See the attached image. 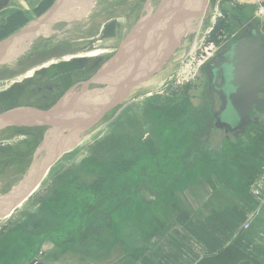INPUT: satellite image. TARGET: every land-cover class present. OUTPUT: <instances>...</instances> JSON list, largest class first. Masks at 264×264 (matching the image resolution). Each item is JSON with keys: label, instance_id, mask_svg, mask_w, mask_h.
Segmentation results:
<instances>
[{"label": "rangeland", "instance_id": "1", "mask_svg": "<svg viewBox=\"0 0 264 264\" xmlns=\"http://www.w3.org/2000/svg\"><path fill=\"white\" fill-rule=\"evenodd\" d=\"M87 1L90 0H0V25L8 15L15 14L11 28L2 38L18 30V34L27 32L33 25L36 27L64 2H67L64 13L88 21V12L82 10L83 2ZM91 1L96 8L91 13V19L96 14L91 25L65 30L58 37L47 34L48 22L46 34L24 48L16 42L20 36L14 37L11 62L0 65V114L15 107L47 110L62 98L69 100L74 95L83 99L91 96L96 100L98 96L101 100L123 78L121 83H126L128 75L112 79L105 76L103 83L96 86L90 83L91 89L83 90L89 88L83 85L97 78L108 62L115 61L116 55H112L119 46L137 39L135 32L140 28L135 24L143 15L144 0ZM205 6L212 7L206 19H203L205 11L198 15L201 21L193 24L172 62L165 61L161 65V74L147 76L144 86L132 88L115 106L117 108L100 116L80 140L77 134H68L67 128L47 130L39 141L30 135L13 140L0 136V264H139L140 252L136 245H132V239L128 242L127 237L122 238L120 231L117 234L120 226L112 218L119 215L120 219L121 210H138L151 215L159 209L158 201H153V195H145V192L135 196L123 193L120 185L140 183L144 191L143 181L159 179L162 186L179 174L181 165L174 164L173 160L186 144L181 125L188 110L199 102L203 65L214 55L228 29L237 26L231 15L245 13L247 16L242 14L241 17L260 20L264 32V0H206ZM191 33H194L193 42ZM72 55L84 58L72 62L69 61ZM124 55L130 54L125 52ZM49 61L57 63L39 71ZM33 70L35 74L30 78L28 73ZM83 99L79 98L78 102ZM252 132L260 135L261 131ZM161 186L154 185V190L158 191ZM113 191L120 194L110 203V208L108 206L113 234L109 231L107 241L104 238L107 232L99 236L92 232L88 244L93 246L79 245L80 232L76 230L82 215L86 228L95 227L99 233L106 231L102 230L104 223L95 224L100 210L95 209L89 215L88 207L94 206L95 199ZM145 197L149 198L147 202H144ZM90 219L95 220L94 223L90 224ZM178 221L180 219L173 220L180 225ZM127 225L131 227L128 229L130 237L140 240L136 225ZM70 232L73 234L68 238ZM81 233L85 239L80 236V240L86 241L87 233L85 230ZM71 239L76 243H70ZM242 241L240 248L227 252L217 261L213 259L212 263L264 264L261 246L264 241L259 240L257 244ZM206 253L211 258L221 252L210 250L204 255ZM194 256L200 257L195 252ZM196 259L193 264H208Z\"/></svg>", "mask_w": 264, "mask_h": 264}, {"label": "crops", "instance_id": "2", "mask_svg": "<svg viewBox=\"0 0 264 264\" xmlns=\"http://www.w3.org/2000/svg\"><path fill=\"white\" fill-rule=\"evenodd\" d=\"M143 2V15L135 24V27L140 28V31L135 32L137 39L119 46L115 61L108 62L107 68L89 82V88L83 90H90L92 83L95 86L99 82L103 83L105 76L112 79L130 74H161V65L165 61L172 62L174 54L179 51L178 46L188 37L193 24L201 21L202 18L198 15L205 11L203 19H206L209 11L204 3L206 0ZM66 3L58 4L56 9L48 13L36 27H29L27 32L18 34V30L2 38L11 28L15 17V14L8 15L0 25V65L11 62L10 54L15 50L14 37L17 34L20 38L16 42L24 48L38 42L46 34L45 24L48 22L47 34L58 37L65 30L91 25L96 17L94 14L91 19L92 11L96 10L93 8L94 1L83 2L85 4L82 10L88 12V21L84 17H70V13H64ZM193 34L190 36L192 42ZM125 52L130 55L126 57ZM125 58L129 59V64ZM130 60H133L132 63ZM44 66L37 68L39 71L47 69ZM147 78L139 79L132 88L144 86ZM121 82L111 92L116 87H120L121 91L126 89L125 83ZM257 130L261 131L260 135L258 132L249 134L250 148L246 152L225 149L216 154L199 155L201 161L198 164L186 168L180 166L179 174L170 177L165 185L161 186L159 181L161 187L157 192L151 193L154 197L152 200L157 199L159 209L151 215L138 210H121L120 219L117 218L119 215L113 217L120 226L117 234L120 231L122 238L127 237L128 242L132 239V245H136L140 252L139 264H193L196 258L199 262L214 264L213 259L217 261L227 252L240 248L242 239L247 244L264 241V128ZM174 215L177 217L174 218ZM171 218L180 219V225ZM127 224L136 225V234L140 240L130 237L128 229L131 227H127ZM222 244L224 246L218 247ZM150 245H153V249H150ZM261 246L264 249V244ZM210 250H220L221 253L209 258L204 252ZM194 252L200 257H195Z\"/></svg>", "mask_w": 264, "mask_h": 264}, {"label": "flooded vegetation", "instance_id": "3", "mask_svg": "<svg viewBox=\"0 0 264 264\" xmlns=\"http://www.w3.org/2000/svg\"><path fill=\"white\" fill-rule=\"evenodd\" d=\"M242 14L245 13H238L237 15L233 16L231 15V18L235 20L237 26L232 29H228L226 35L223 37V40H221V42L219 43L214 55L202 67L204 80L202 83L200 99L197 100L199 102L196 105L192 106L193 108L191 107L188 110L187 116L184 119L183 124L181 125L183 128V136L186 138V144L182 147L180 154L177 155L174 160L172 159L174 164L181 165L182 168L198 164L201 161V159L198 157L199 155L216 154L219 152H223L225 149L246 152L250 148L249 134L252 133L255 128H264V87L257 93V99L260 103L252 105L251 110H249V112L247 113L248 120L246 119L247 122L242 127L233 130L223 127L220 128L218 126L219 120L223 118V114L221 111L223 107V100L220 95V92H222L223 89H221V86L223 83V79L225 78V76H227L223 67L226 66L224 64L226 63V61L227 66L231 64V60L229 59L228 55L232 51L233 47H235L237 44L247 40H254L257 36L259 37L261 48L264 51V32L262 30L263 23L260 20H256L251 16L245 17L247 16V14L241 17ZM115 54H113L112 56H114ZM73 61L74 60H72V62ZM149 84L148 86L150 87ZM146 87L147 85L145 86V88ZM75 97L77 99L80 96L77 97L75 95ZM96 98L98 100V96ZM92 99L95 98H92L90 96L81 100L80 103L82 101V103H84L86 100L92 101ZM15 108H12L10 110H13ZM116 108H113L112 111H114ZM46 132L47 128H45L44 126L23 127L14 125L13 127H9L0 131V136L3 135L6 136V138L8 137L9 139L13 140L16 139L18 136L30 135L34 137L36 141H39L41 139V136L44 137L45 134H47ZM158 182L159 179L157 180V182L143 181L141 185H143L144 191L141 189L140 183L132 182H127L128 184L122 183L120 185V189L122 190L121 192L134 196L139 195L140 192H142L143 194L145 192L146 195L157 192L156 190H154V185L157 186ZM136 186L138 187V189H136ZM119 195V193L113 191L111 195L109 194L108 196L105 195L101 196L99 199H95L94 206L88 207L89 215H92L95 209L100 210L101 212L100 218L94 217L98 220L95 224L101 225L104 223L105 228H103L102 230L106 231H103L102 233L98 232V236L100 234H103L104 232H107L106 235L109 234V231L113 233V226H109L110 221L108 218V213L110 203L114 200V198H118ZM144 200L147 201L149 200V198L145 197ZM120 201L121 199L119 200V202ZM121 203L122 201L120 202V207ZM118 204L119 203H117L116 206ZM83 220L84 219L82 215V217H80V223L78 229L76 230V233H81V231L83 230H85V234L88 231L89 232L86 234V241L80 240V236L82 237L83 234L79 233L78 243H81L83 245L85 244L87 246H93L92 243L88 244V236H90L92 232L95 231V227L93 228L88 226L86 228ZM94 221L95 220L92 221L90 219L89 223L92 224L94 223ZM70 234L73 233L70 232L68 238ZM104 238L108 240L106 236ZM73 241L75 242L76 240L71 239L70 243H72Z\"/></svg>", "mask_w": 264, "mask_h": 264}, {"label": "water", "instance_id": "4", "mask_svg": "<svg viewBox=\"0 0 264 264\" xmlns=\"http://www.w3.org/2000/svg\"><path fill=\"white\" fill-rule=\"evenodd\" d=\"M210 8L212 7H209V11ZM228 56L231 64L227 66L226 61L224 63L226 66L223 67L227 76L223 79L221 86L223 89L220 92L223 100L221 110L223 118L219 120L218 126L234 130L247 122V113L252 105L260 103L257 93L264 87V51L261 48L259 37L237 44ZM147 76L148 74L141 76L130 74L125 81L126 89L121 91L120 87H116L113 92H109L106 98L101 100L93 99L80 103L78 102L80 97L76 99L74 95L73 98L69 97V100L66 97L67 101L62 98L49 110L31 107L15 108L0 114V131L14 125L44 126L47 130L57 131L67 128L68 134L71 136L77 134L80 140L84 132L98 122L97 119L100 116L102 117L115 108L125 99L138 80ZM88 85L89 83H85L83 86L86 88ZM86 109L87 113L84 112Z\"/></svg>", "mask_w": 264, "mask_h": 264}, {"label": "bare ground", "instance_id": "5", "mask_svg": "<svg viewBox=\"0 0 264 264\" xmlns=\"http://www.w3.org/2000/svg\"><path fill=\"white\" fill-rule=\"evenodd\" d=\"M78 5V4H77ZM79 8V7H78ZM84 57L83 56H80V55H72V56H70V60L69 61H71V60H78V59H83ZM56 63L55 62H53V61H50V62H48L47 64H45V68H48V67H51V66H53V65H55ZM29 74V77L31 78V77H33V75L35 74V70H33V71H31V72H29L28 73Z\"/></svg>", "mask_w": 264, "mask_h": 264}, {"label": "trees", "instance_id": "6", "mask_svg": "<svg viewBox=\"0 0 264 264\" xmlns=\"http://www.w3.org/2000/svg\"><path fill=\"white\" fill-rule=\"evenodd\" d=\"M110 195H111V193H110ZM112 220H113V218H112ZM111 221V220H110ZM110 226V225H109ZM98 232H96V230L94 231V234H97ZM81 234V233H80ZM113 234V233H112ZM107 236L108 235H106V238H107ZM83 237V236H82ZM102 238V237H101ZM108 239V238H107ZM112 240V239H111ZM108 241V240H107ZM113 241V240H112ZM112 241H111V243H112ZM76 243V242H75ZM79 245L81 244V243H78Z\"/></svg>", "mask_w": 264, "mask_h": 264}]
</instances>
